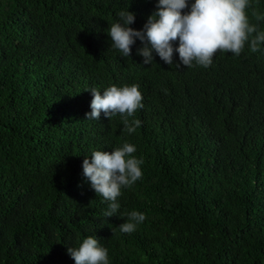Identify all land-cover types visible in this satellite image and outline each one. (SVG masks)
I'll return each instance as SVG.
<instances>
[{"label": "trees", "instance_id": "obj_1", "mask_svg": "<svg viewBox=\"0 0 264 264\" xmlns=\"http://www.w3.org/2000/svg\"><path fill=\"white\" fill-rule=\"evenodd\" d=\"M156 0H0V264H74L68 247L95 235L111 264H264V45L211 66L143 64L105 31L128 7L141 29ZM250 23L264 30V0ZM178 62V54H174ZM138 84L134 133L120 118L86 119L91 92ZM136 145L143 179L119 231L82 175L93 149Z\"/></svg>", "mask_w": 264, "mask_h": 264}, {"label": "clouds", "instance_id": "obj_2", "mask_svg": "<svg viewBox=\"0 0 264 264\" xmlns=\"http://www.w3.org/2000/svg\"><path fill=\"white\" fill-rule=\"evenodd\" d=\"M250 6L251 0H156L155 11L141 29L131 26L136 14L126 7L115 13L116 19L105 31L110 49L119 56L130 57L132 46L139 40L142 46L136 51L143 57V64H152L155 53L177 68H208L218 52L239 56L246 45L252 52L264 45V30L249 21L246 9ZM174 54H178V62ZM139 87L133 83L112 84L102 91L97 87L86 89L92 95L86 119L98 121L101 113L110 120L118 116L123 130L131 135L141 124L135 113L144 107ZM136 151L135 144L125 141L110 152L93 149L90 158L85 156L82 162L84 180L101 203L107 204L103 215L123 218L118 227L125 234L134 232L146 219L137 210L122 212L119 200L123 189L143 179L144 160L134 155ZM67 251L74 264H111L109 249L95 235L84 237Z\"/></svg>", "mask_w": 264, "mask_h": 264}]
</instances>
